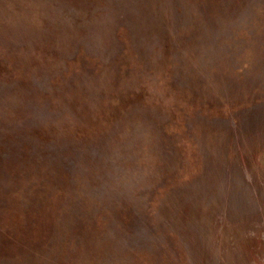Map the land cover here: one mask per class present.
Masks as SVG:
<instances>
[{"label":"rangeland","instance_id":"374dc122","mask_svg":"<svg viewBox=\"0 0 264 264\" xmlns=\"http://www.w3.org/2000/svg\"><path fill=\"white\" fill-rule=\"evenodd\" d=\"M4 65L0 264H264V0H0Z\"/></svg>","mask_w":264,"mask_h":264},{"label":"trees","instance_id":"16d2710c","mask_svg":"<svg viewBox=\"0 0 264 264\" xmlns=\"http://www.w3.org/2000/svg\"><path fill=\"white\" fill-rule=\"evenodd\" d=\"M154 73L157 74L156 69L154 70ZM10 77H11V75H10V73H8V69L6 68V65L0 66V86L3 85L2 81L6 82V81H8V79ZM41 81L42 80L39 79L37 84L40 85ZM127 90H129V89H127ZM146 97H147V99H146ZM124 98L125 99L123 100V102H124L125 107H130L132 103H137V104L141 103L142 107H146L148 105L147 103L150 104V97L147 95V92L145 91V89H140V90H138L137 94L133 93V94H130L129 96H125ZM144 98L146 100H144ZM35 100H37V99H35ZM39 101H44V102L42 104H39L41 102H37L35 104V106L32 105V106H34L32 109V114H33L31 116L32 119L38 118V116L48 117V116L52 115V113L49 115L46 112V109L42 108L43 106L47 105L46 101L43 100L42 98H39ZM72 103L74 104L75 101H73ZM85 105H86V103H85ZM107 109L108 108H105V106H99V105L95 106L94 105V107H93L92 105H90V111H92V113H91V115H89V111L86 113V115L88 117H85V119L82 118V121H81L82 124L81 125L85 126L87 124L86 121L89 120L90 122L88 124V128L91 130L92 129L97 130L98 129L97 123H99V122L103 123L104 121H102V119L104 118V116L107 115L109 112H111V110H107ZM63 114L65 115V113H63ZM62 125H64V126L61 128V131H60L59 127H56V125H53V124L49 125L48 124V125H46L47 127L43 128V129H39V132H37V133H38V135H39V133H41V131L47 133L43 136H47L48 137L47 140L50 141L51 137L54 138V137H56V135H60L62 133V131L68 130L69 132H71L68 128L69 126L67 123L62 122ZM94 125H97V126H94ZM39 128H41V127H39ZM68 131H66V132H68ZM2 141H0L1 145L5 143L4 139Z\"/></svg>","mask_w":264,"mask_h":264}]
</instances>
